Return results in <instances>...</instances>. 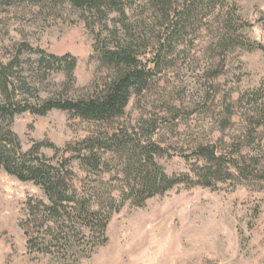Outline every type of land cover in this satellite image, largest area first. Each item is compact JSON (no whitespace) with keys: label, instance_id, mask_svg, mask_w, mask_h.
<instances>
[{"label":"trees","instance_id":"16d2710c","mask_svg":"<svg viewBox=\"0 0 264 264\" xmlns=\"http://www.w3.org/2000/svg\"><path fill=\"white\" fill-rule=\"evenodd\" d=\"M0 2L12 6L18 0ZM29 2L81 11L95 35L94 59L108 76L77 94V58L28 43L16 45L14 54L0 63V171L40 187L45 196L29 198L25 204L21 228L28 256L50 257L57 264L89 258L108 243L107 230L115 213L127 204L141 208L180 185L211 189L220 182L238 181L264 189V101L238 99V105H246L244 125L239 135L221 141L226 149L198 144L181 154L193 167L189 174L169 175L159 163L166 151L156 139L157 121L144 116L135 125L127 121L130 104L146 99L159 75L176 67L183 55H209L211 79L216 81L224 75L231 51L264 54L263 46L244 38L238 0ZM203 33L210 38L205 48L197 43ZM60 74L65 80L57 86L53 79ZM228 99L218 121L223 133L232 129L237 115ZM54 110L95 129L63 149L36 143L23 151L12 131L16 118L26 113L45 117ZM178 118L170 121L174 128ZM44 147L54 151L52 158L42 153ZM81 172L86 177L80 181ZM107 175L116 180L113 191L106 190Z\"/></svg>","mask_w":264,"mask_h":264},{"label":"rangeland","instance_id":"374dc122","mask_svg":"<svg viewBox=\"0 0 264 264\" xmlns=\"http://www.w3.org/2000/svg\"><path fill=\"white\" fill-rule=\"evenodd\" d=\"M238 5L246 27L245 40L264 47V0H238ZM197 39L202 48L210 40L206 33ZM20 43L58 56L76 57L77 94L108 76L94 59L95 35L82 12L68 5L36 6L29 0H18L7 6L0 2V63L6 62ZM210 61L211 57L204 53L181 56L176 67L159 75L146 99L139 104L133 101L128 108L127 121L132 125L142 116L157 121L156 139L166 151L158 161L169 175L191 172L192 165L180 155L196 145L215 144L226 149L221 141L239 135L246 112V105L237 104L240 97L264 101L262 51H231L224 75L216 81L211 79ZM64 80L60 74L54 76L53 82L59 86ZM213 96L216 99L212 100ZM227 98L237 115L232 129L223 133L218 121ZM175 107L179 112H175ZM176 116L178 127L174 128L170 121ZM94 129L93 124L57 110L45 117L26 113L12 125L23 151L36 143L63 149ZM42 153L48 158L54 156L48 147ZM85 177L78 173L80 181ZM104 181L106 190L113 191L116 180L107 175ZM29 198L45 196L40 187L0 171V264H57L50 257L38 256L35 260L27 254L21 222ZM107 237L108 243L89 258L78 263L77 258H71L66 263L264 264V189L238 181L220 182L211 189L180 185L148 200L141 208L127 204L112 216Z\"/></svg>","mask_w":264,"mask_h":264}]
</instances>
